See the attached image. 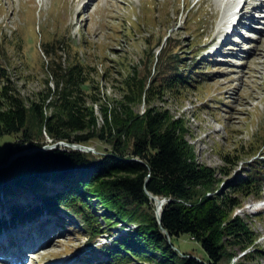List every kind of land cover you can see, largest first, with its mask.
I'll list each match as a JSON object with an SVG mask.
<instances>
[{
  "label": "rangeland",
  "instance_id": "rangeland-1",
  "mask_svg": "<svg viewBox=\"0 0 264 264\" xmlns=\"http://www.w3.org/2000/svg\"><path fill=\"white\" fill-rule=\"evenodd\" d=\"M250 1L243 0L244 8ZM80 3L0 0V65L10 78L7 90L43 104L49 115L52 108L47 104L52 95L43 94L47 87H54L51 64L59 61L69 67L80 61L96 86L86 96L95 125L105 122L102 106L106 101L117 108L122 103L132 115L142 114L148 105L166 112L181 122L197 163L214 169L217 182L207 194L226 191L227 182L243 177L250 165L264 172V7L253 10L252 28L238 25L239 33L228 34L223 28L220 34L222 10L216 0H90L81 9ZM46 43H53L54 50L47 52ZM168 45V50L182 58L181 68L186 78L192 77L187 78L190 83L203 79L185 91H166L149 100L143 91L137 97L136 90L123 83L124 78L137 69L149 81L157 74L160 49ZM7 80L0 71V93ZM12 143L14 154L33 151L20 149L21 139L5 134L0 136V158ZM92 146L96 153L108 147L103 142ZM62 182L45 178L41 184L46 191L58 192L64 189ZM39 199L28 189L6 196L5 206L0 202V220L11 219L9 204L28 208ZM240 199L244 205H237L232 216L241 217L255 237L241 249L230 244L233 237L225 233L227 251L235 253L229 264L242 260L244 252L251 253L249 264H264V203L252 195ZM93 210L104 214L101 206ZM9 220L0 230V264H43L63 257L73 262L58 260L55 264H104L109 257L95 246L126 231L119 230V224L91 240L74 216L46 209L23 221ZM101 223L106 226L104 220ZM173 243L180 253L206 257L200 243L188 234L175 237ZM21 251L23 258L16 261Z\"/></svg>",
  "mask_w": 264,
  "mask_h": 264
},
{
  "label": "trees",
  "instance_id": "trees-1",
  "mask_svg": "<svg viewBox=\"0 0 264 264\" xmlns=\"http://www.w3.org/2000/svg\"><path fill=\"white\" fill-rule=\"evenodd\" d=\"M53 47V43L45 44L47 52ZM169 48L160 49L157 74L149 81L148 75L136 73L137 69L124 78L123 83L136 90L137 97L143 91L145 99L166 91H185L203 79L190 83L192 77L187 79L181 68L182 58ZM51 68L54 87H47L43 94L52 95L47 104L52 112L47 115L43 104L7 90L10 78L0 65L2 75L8 79L0 93V136L11 134L21 139L20 149L58 141L86 145L103 142L108 147L102 153L68 146L38 149L1 167V206H5L6 196L25 189L36 192L40 202L28 208L9 204L11 219H1L0 229L8 220L23 221L44 209L74 216L91 240L122 224L119 230L125 232L95 246L109 257L104 264H229L235 253L227 251L225 233L233 237L230 244L241 249L252 243L254 232L232 213L237 205H244L241 195H262L264 172L259 166L250 165L243 177L227 182L226 191L207 194L217 182L214 169L197 163L180 121L149 105L142 114L132 115L122 103L117 108L106 101L102 106L105 122L97 127L86 105L87 94L96 88L87 77V66L79 61L68 67L58 61ZM13 145L0 158V164L7 163L15 153ZM45 178L63 181L64 189L46 191L41 184ZM154 197L167 199L160 220ZM96 206L104 208V214L97 215L93 210ZM130 224L135 227L127 229ZM182 234L197 240L206 257L180 253L173 239ZM250 254L244 252L242 260L233 264H249Z\"/></svg>",
  "mask_w": 264,
  "mask_h": 264
},
{
  "label": "bare ground",
  "instance_id": "bare-ground-1",
  "mask_svg": "<svg viewBox=\"0 0 264 264\" xmlns=\"http://www.w3.org/2000/svg\"><path fill=\"white\" fill-rule=\"evenodd\" d=\"M89 2H90V0H85L83 7L85 8ZM216 2L218 3V5H220L221 10H222L221 11V19H220V24H222V25L220 26L218 33L222 34L221 32H223V30H224L223 28L225 27V24H226L227 28L233 27V31L235 30L236 33H239L238 30L236 29V24H242L244 26L251 27V28L253 27V25L250 23L251 21H245V19H247V20H251V19L246 16V13L244 11L242 13H240V10L236 11L237 7L242 2V0H216ZM259 7L260 8L264 7V0H260V6ZM251 10H254V7H252ZM262 11L264 12L263 9H262ZM239 13L241 14V17H240L239 21L234 25V19L236 18V16ZM261 15L264 18V13ZM221 29H223V30H221ZM225 34H226V32H225ZM185 204H187V203H185ZM158 208H159V204H158ZM19 249H22V246ZM22 258H23V251H21L17 254L16 261H18L19 259H22Z\"/></svg>",
  "mask_w": 264,
  "mask_h": 264
},
{
  "label": "water",
  "instance_id": "water-1",
  "mask_svg": "<svg viewBox=\"0 0 264 264\" xmlns=\"http://www.w3.org/2000/svg\"><path fill=\"white\" fill-rule=\"evenodd\" d=\"M66 145H68L69 147H72V148H75V149H79V150H83V151H96L95 147L94 146H90V145H86V144H82V143H69V142H64ZM63 142H57L55 144H47L45 145L44 147H33L31 149H33V151H36L38 149H48L50 147H56L57 144H64ZM33 151H30V152H33ZM30 152H27L26 150H22L16 154H12L9 159H8V162L5 163L6 165H8L12 160H14L16 157L20 156V155H23V154H27V153H30ZM6 165L2 166L0 165V168L1 167H5ZM158 202H159V208H161V205L163 203L162 200L158 199ZM160 215H161V212H158L157 213V218L158 220H160Z\"/></svg>",
  "mask_w": 264,
  "mask_h": 264
}]
</instances>
